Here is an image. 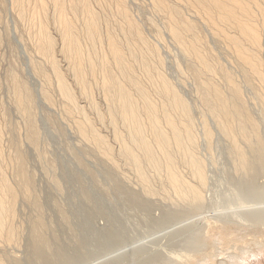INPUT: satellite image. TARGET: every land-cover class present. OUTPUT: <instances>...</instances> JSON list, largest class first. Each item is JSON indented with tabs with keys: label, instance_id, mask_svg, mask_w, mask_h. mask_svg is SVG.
Returning a JSON list of instances; mask_svg holds the SVG:
<instances>
[{
	"label": "bare ground",
	"instance_id": "1",
	"mask_svg": "<svg viewBox=\"0 0 264 264\" xmlns=\"http://www.w3.org/2000/svg\"><path fill=\"white\" fill-rule=\"evenodd\" d=\"M144 2L151 6L157 17H162L159 18L163 20L169 39L178 47V53H181L196 84L194 87L200 95L199 101L205 106L207 116L213 120L217 131L227 141L228 150L225 151H229L234 164L233 171L239 175L237 178L230 174L229 182L235 185L238 193L243 196L252 198L254 202H264V181L261 182L264 178V0ZM10 6L25 30V37L22 36L21 39H25L32 51V58L29 59L32 71L42 80V87L39 89L42 102L44 101L47 107L56 108V96L52 95L56 92L63 105H60L62 111L58 107L62 112L59 114H62L66 125L81 135L84 141H88L103 159L101 162L107 166L105 176L107 175L109 187L100 185L101 191L110 198L114 211L122 217V226L126 229L130 212L133 211H139L155 228H161L185 218L188 214L185 207L194 213L201 210L207 202L203 192L209 184L206 162L202 159L203 156L199 155L201 136L198 137L195 128V111L193 112L192 103L190 104L176 88L178 86H174L165 75V63L158 48L159 42L157 46L147 38L143 25L137 21L138 18L135 19L127 1L11 0ZM161 35L163 33L159 34L160 39ZM1 40L0 34V46ZM211 42L222 49L237 66L239 72L236 71L241 74L243 83L238 81L234 71L232 72L233 68L230 70L231 67L227 68L219 60L220 57L215 53V47H211ZM59 58L63 60L64 68ZM180 69L182 70L179 67ZM8 76L11 89L9 93L11 91L13 102L11 104L24 121L23 127L27 131L25 140L38 150L42 139L38 127L39 90L35 92L31 84L18 73L11 71ZM242 85L253 91V97L250 94L252 104L261 108L259 119L255 117L256 114L253 115ZM95 89L101 92V98L97 96L99 102L94 96ZM91 115H94L96 120ZM7 116V112L2 113L0 96V264H80L103 250L117 247L119 237L113 226L106 229L96 227V218L99 215L106 216L107 213L94 205L81 176H77L75 182L82 205L76 207L74 204L70 209H63L60 202L59 206L57 205V212L60 213L58 215L64 222L61 227L68 232L71 244L67 243V237L65 242L63 241L60 231L57 230L59 228L53 226L56 223L49 222L53 221L49 220V213V219L46 220L45 208L49 206L45 207L39 195L35 194L36 176L31 174L28 155L16 137L18 126H10L11 122ZM204 116L201 120V134L205 138V145L211 148L215 130L213 131L206 115ZM98 121L102 128L113 131L114 140L119 146L118 151H115L108 139L101 134L97 127ZM57 126L63 132L64 126ZM7 130L12 133L8 141L13 151L10 150L12 152L9 154V150L6 152L7 148H4V141L8 138L5 139ZM209 148L206 149L209 151ZM41 150H38L37 155L38 159L44 162L45 152ZM95 151L93 152L96 155ZM74 156L84 171L91 173V181L98 186L100 181L98 182L95 174L81 158L82 155L79 156L75 152ZM120 161L124 165L122 168H129L127 170L134 173L132 175L137 179L141 190L133 189L134 184H130L131 177L123 176L125 171L122 173L120 170ZM56 165L58 167V164ZM147 168L153 169L155 174L152 176L158 178H151ZM7 169L12 172L13 179L8 178ZM65 177H69L67 172L63 175V178ZM154 180L159 186H154ZM59 181L61 180L52 178L51 182L61 191L63 182L60 184ZM64 194L66 195V192ZM156 195H161L160 199L169 198L170 203H176L173 204L175 209L165 208L158 219L151 216L153 202L150 198ZM21 197L33 207L35 215L30 219L31 232L29 231L30 238L26 244H29L26 247L28 252L27 249L25 251L28 255L25 254L26 258L23 256L25 259L19 260V251H15L19 256L16 258L17 255L11 256L8 249L17 246L21 239L17 240L19 232L17 222L15 223ZM45 203L49 205L48 202ZM246 215L247 220L254 226H262L261 229L264 230V210L252 211ZM229 230L230 228L221 229L218 236L220 241L225 240L226 245L230 241ZM244 240L245 238H242L241 241ZM257 243V249H242V253L230 255L229 264H264V234ZM205 261L214 264L216 259L207 255ZM107 264H117V261Z\"/></svg>",
	"mask_w": 264,
	"mask_h": 264
},
{
	"label": "rangeland",
	"instance_id": "2",
	"mask_svg": "<svg viewBox=\"0 0 264 264\" xmlns=\"http://www.w3.org/2000/svg\"><path fill=\"white\" fill-rule=\"evenodd\" d=\"M126 1L128 4V7H130L129 9L131 13L133 14V16H135V19L138 18L137 21L139 23L141 22V24L143 25L142 27H143V30L145 31L147 38L149 37V39L152 40L150 41L153 42L154 44L156 43L157 46L159 42L158 48H159L160 54L165 63L164 69H163L165 75L171 80L172 84L173 83L175 84V85L173 84L174 86H178L176 88L184 96L185 99H188L187 101L190 104L192 103L191 106L193 108V112L194 111L196 112V113L194 112V117H195L194 119L196 123L195 128L198 133L197 134L198 137L201 136L199 138V145H200L199 150H201L199 151V155L200 157L203 156L202 159L205 160L204 162H206V169H207L206 172H207L208 184H209L207 185V188L209 187L208 190L206 188L203 192V195L204 196L206 195L205 197H207V199L204 197L205 201L207 202H205L201 210L196 211L194 213L190 211L191 210L190 208L187 209L185 207L186 211L188 212L185 218L181 219L180 222L178 223L177 222H174L175 224L170 223L171 225L167 224L161 228H155L153 224L150 223V221L145 220L143 218V215L139 214L140 213L139 211H137L138 214L137 212L133 211V212H130V216L128 219L129 224H126V229L122 226V217L114 211L113 204L110 198H108L107 195L101 191L102 185L105 186L106 188L109 187L108 180L106 177L107 175L105 176V172L107 171V166L105 165V163H102L103 159L99 156L97 151H95L91 147L88 141H84L85 139H83L81 135L74 132L75 131L74 129L73 131L71 127L70 129L69 126L66 125L65 120H63L62 114H59V113H62L60 111H62L61 106L63 105H61L60 97L56 92L52 93L53 97L56 96L55 98L56 108L53 106L47 107L44 101L42 102L41 93L39 90L42 87V86L40 87V85H42L41 84L42 80L38 78L32 71V65L30 64L31 60H29L30 58H32L31 57L32 51L30 50V47H28L29 45L25 42V39H23V41L21 39L25 37V34L23 33L25 30H23L24 28H22V25L18 22V20L16 19L17 17L13 13V10L11 8L12 6H10L11 0H0V14H1L0 15L1 17L0 18V32H1L0 34L2 38L1 46H0V59H1L0 60V79L2 81V89L0 90V96L2 97V113L3 112L8 113L7 118L9 122H11L10 126H18V129L21 128L20 129L21 131L19 130L20 132L17 129L18 134L16 133V137L18 139V142L20 141L22 144L21 145L19 142V145L22 147V149L24 148L23 150H25V152L28 155V163L30 164V166L28 164V167H29V170L31 169L30 170L31 174L34 173L35 174L34 177L36 176L35 181H37V184L35 183V188L36 187L37 188L36 190L34 188V190L36 191L35 194L37 196L39 195L38 197L41 199L45 207L49 206V208L47 207H46L47 209L45 208V211L49 210L48 212L46 211L45 213L47 215L46 220L50 218L49 220L52 219L53 221H49V222L56 223L55 225H53L52 223V225L60 229V230L59 229L57 230L58 232L60 231L59 234H61L60 236L62 237L63 241L65 242V240L67 239V241L69 242L67 241L66 242L70 243V240H69L70 236H67L68 232H66L65 229L61 227V225H63L64 222H62L60 215H58L60 213L57 212V209H58L57 205L59 206V202H60V205L62 206L63 209L65 207L66 209H70L74 204L76 205V207L79 205H82L83 202L81 201L80 198H78V193H79V189L77 188L78 185L75 182L77 176H81L84 179L86 183V191L89 192V194L92 196L94 205L99 206L100 208H102L103 211L107 213L106 216L99 215L96 218V221H95L96 227L98 229H104V228L106 229L108 226H113L115 231L117 232L118 237H119V245L117 247L110 249V250L108 249L103 250L102 252L94 255L92 259L90 258L89 260L84 261L80 264H105V263L107 264V263H111L114 261H117V264H136V263L137 264H209L207 261H205V258L207 255H209L210 257H215L216 261L214 262V264H229L230 255H236V254L242 253L244 249L251 251L252 249L258 248L257 242L259 239L263 237L264 230L261 229L262 226H254V224H252L249 220H247L246 214L252 211L264 210V202L262 203L254 202L252 198L246 195L243 196L242 194L238 193L237 187L233 185L231 182H229L228 176L230 174L234 175L235 177L237 176V178H239L238 177L239 175H237L235 171H233L234 164L229 154V151H225V150H228L227 148L228 145L226 143L227 141L217 131L216 125L214 126L215 123L213 122V120L210 117H209L210 119L208 118L207 116L208 112L205 106L203 105V103L200 102L201 101L199 97L200 95L196 92V89H195L196 84L192 80L193 78L191 77V74L189 73L186 67V62L183 60L182 56L180 55L181 53H178L179 52L178 47L174 46L176 44L171 39H169L170 37L166 33L165 27L163 25L164 24L163 20H161L162 17L160 15L157 17V13H154L152 11L151 6H149V4L147 5V2H144V0H126ZM149 8L152 12L149 10ZM263 28H264V25H263ZM158 29L162 32L158 31ZM157 31L159 34L163 33V35H161L162 37L161 39H160L159 34L156 33ZM158 38L160 40H158ZM162 39L164 40L162 41ZM212 43L213 42H211L210 45H212L211 46L212 48L215 47L214 48L216 50L215 53L217 54L218 58L220 57L219 60L227 68L231 67L230 70L233 68L232 72L234 71L233 73L235 74L238 81L243 83V81L241 80L243 78L241 74L238 73L239 71H238L237 66L231 61L228 55H226V53L222 51V49H219L218 46H215L216 45L215 43L213 44ZM227 58H229L230 60ZM60 59L61 58H59V60ZM62 61L63 60H60V62ZM231 63L233 65H231ZM61 66L62 67L64 66L63 62L61 63ZM179 67L182 68V70L180 69L181 71L179 70ZM11 71L20 74V76L22 75L21 77L23 79L25 78L24 80H26L29 83V85L31 84L30 86L33 88L35 92L39 90V92L37 91V93H39L37 94L38 100H39L38 103L40 104V106L38 105L39 106L38 115L40 116L38 117V125H39L38 127H39V131H41L40 133L42 134V139H41L40 144L43 147L40 145L38 150L42 149L41 151L45 152L44 162L41 161V159H38L39 156L37 155L38 154L37 148L33 147L30 144V142L27 141V139L25 140V137L27 138V131H26V128L23 127L25 126V124L23 123L24 121L21 118V116L18 115L19 113H17L13 104H11L13 102L11 100V95H10L11 91L9 93V90L11 89H10V83L8 79L9 77L8 75L11 73ZM181 75H184L185 77L183 78V76ZM238 76L239 77L241 76V77L239 78ZM242 86H243V91L246 92L244 96L246 100L251 104L250 107L252 108L253 115L256 114L255 117L257 116L256 118H258L259 116L260 118V115H261L260 106L252 104L251 98L253 97V91L250 88L248 89L247 86L245 87L248 90L244 89L245 88L244 85ZM94 94H95L94 96L96 100H98L99 102L100 99H97V96H99L98 98H101V95H100L101 92L95 89ZM250 94L252 97L250 96ZM57 97L59 100L57 99ZM40 100L42 104L40 103ZM58 103H60L59 106H58ZM80 104H83V103H80ZM195 104H197V106ZM58 107L61 110L58 109ZM259 108H260V112H259ZM254 111H256V113ZM57 114L59 115V117L61 116L60 117L61 119H59ZM51 115L53 117H51ZM204 115H206L209 125L212 127L213 131L215 130L214 140H213V145H212L213 148L212 147L209 148L208 146H206L207 144L204 140L205 138L203 137V134H201L202 133L201 120H203V118L205 117ZM91 116L94 117V115H91ZM58 119L59 121H57ZM94 119L96 120L95 117ZM13 122L15 123V125ZM52 122L54 125L52 124ZM98 123L99 121L97 122V124ZM56 124L57 125L62 124L64 128L68 126V129L66 128L65 130L63 128V132H62V129L60 130ZM40 126L42 127V130H40L41 129ZM99 126L100 125L98 124L97 127L101 131V134L108 139L110 145L115 149V151H118L119 146L117 142H115L114 140L113 131H111V129H108L106 127L102 128L100 126L99 128ZM262 129H263L262 131L264 132V125L262 126ZM9 132L10 130L9 131L7 130L6 135H5L6 136L5 139L8 137L6 139L7 142L4 141L5 150L7 148L6 152L9 150V152H7L8 154L13 151L11 143L9 142L11 138L10 136H12V133L10 132L11 135H9ZM85 144L87 147L85 146ZM206 148H209L210 150L208 151ZM85 149L88 151V153H86L87 151ZM10 150L12 151L10 152ZM74 151L78 153L79 156L82 155L81 158L87 164L88 168H90V170L95 174L98 182L100 181L99 182L100 184H98V186H95L93 182L91 181L92 180L91 173H89L87 170L84 171L82 166L78 164V161L75 160L77 158L76 156H74L75 155ZM93 151H95L96 155L94 154ZM208 152H210L211 155L208 154ZM97 154L100 157L99 159H97L98 157ZM46 155H48L49 157ZM52 162H55V163H52ZM42 163H44V165L45 166L47 165V166L45 167L44 165H42ZM101 163L103 164L102 168H101ZM56 164H58V167H56L57 166ZM122 166L124 167L123 163L120 161V170L123 171L122 173H124L125 171L124 173L125 175L123 176L126 178L131 177L130 179L132 180H130L131 182L130 184L131 185L134 184L135 188L131 186L130 184L129 186L131 188L133 187V189H135L136 191L141 190L140 186L137 184V181H136L137 179L134 178V175H132L134 173H132L131 170H127L129 168L125 167L126 168L125 170V168H122ZM66 172L68 173L69 177L63 178V175ZM126 172L128 175L126 174ZM147 172H148V175L151 176V178H158V177L152 176L155 174L153 169L147 168ZM11 173L12 172L10 171V169H7L8 178L13 179L14 177ZM119 173L120 175H122L121 172ZM52 178H57L58 180H61L59 181L60 184L63 182L61 184L62 186L61 191H58L55 188L54 184H52L51 182ZM102 179L103 180L105 179L106 182L103 181ZM261 180H262L261 182H263L264 178H262ZM153 183L155 187L159 186L157 181L154 180ZM136 186L138 187V189ZM66 189L68 190L66 191ZM65 192H66V195L64 194ZM68 197L70 198L68 199ZM160 197L162 196L160 195L158 197V195H156V196H151L150 198V200L152 199V202H153L151 216L154 217L155 219H158V217L160 218L161 217L160 214L161 213L163 214V212L167 209V207H169L168 209H170V207L171 209L176 208L173 205V204L176 205V203L172 201H171L172 203H170L169 198L160 199ZM158 200H160V202ZM165 200L166 202H164ZM45 201L48 202L49 205L48 204L46 205ZM34 211L35 210L33 209V207L30 204L28 205V203L23 201L21 197V200L19 201V208L17 211V221H15V223L17 222L16 225L18 227V232L21 233V235L18 233L17 240L18 238L19 239L21 238V239L19 243H17L18 247L17 246L10 247L11 249L13 248L12 250L10 248L8 249L9 252H11V256L13 254V256L16 257L15 255L18 254L20 256L19 260L25 259L26 258L25 254L28 255L27 253H25V251L27 249L26 252H28V248L26 247H28L29 244L27 246L26 244L28 242V239L30 238V235H29L31 232V228H29L31 225L30 219H32L33 216L35 215ZM48 213L50 214L49 216H51L52 218L48 216ZM192 213L194 214V216ZM138 215L141 218L138 217ZM29 221L30 223H28ZM58 221H60L59 224H58ZM224 228H226L227 230L230 228L229 230V240L230 241L228 243L230 247L226 245L225 240L220 241L218 239L220 230ZM62 229H63V232H62ZM64 234L66 235L64 236ZM242 238H245V240L241 241ZM227 242H228V239H227ZM17 250L19 252H17ZM15 251L17 252V254H15ZM18 255L16 258L19 257ZM23 256H25V258H22ZM2 257L5 258L4 253H2Z\"/></svg>",
	"mask_w": 264,
	"mask_h": 264
}]
</instances>
